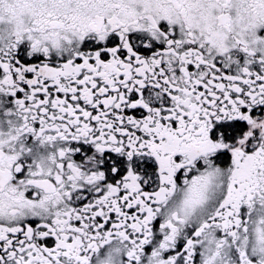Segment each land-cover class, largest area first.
Segmentation results:
<instances>
[{
    "label": "snow or ice",
    "instance_id": "snow-or-ice-1",
    "mask_svg": "<svg viewBox=\"0 0 264 264\" xmlns=\"http://www.w3.org/2000/svg\"><path fill=\"white\" fill-rule=\"evenodd\" d=\"M0 264H264V0H0Z\"/></svg>",
    "mask_w": 264,
    "mask_h": 264
}]
</instances>
